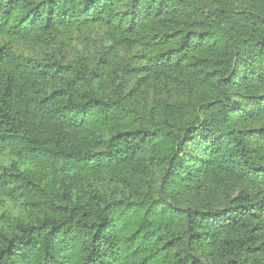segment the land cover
Wrapping results in <instances>:
<instances>
[{"label": "trees", "instance_id": "1", "mask_svg": "<svg viewBox=\"0 0 264 264\" xmlns=\"http://www.w3.org/2000/svg\"><path fill=\"white\" fill-rule=\"evenodd\" d=\"M0 264H264V0H0Z\"/></svg>", "mask_w": 264, "mask_h": 264}]
</instances>
